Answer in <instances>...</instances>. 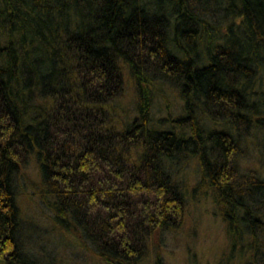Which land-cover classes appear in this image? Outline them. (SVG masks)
<instances>
[{
    "label": "trees",
    "instance_id": "1",
    "mask_svg": "<svg viewBox=\"0 0 264 264\" xmlns=\"http://www.w3.org/2000/svg\"><path fill=\"white\" fill-rule=\"evenodd\" d=\"M163 84L181 105L154 124ZM251 126L264 130V0H0V264H37L14 189L30 159L55 226L104 264H139L182 224L166 159L187 156L258 264L264 178L237 181L234 163Z\"/></svg>",
    "mask_w": 264,
    "mask_h": 264
},
{
    "label": "rangeland",
    "instance_id": "2",
    "mask_svg": "<svg viewBox=\"0 0 264 264\" xmlns=\"http://www.w3.org/2000/svg\"><path fill=\"white\" fill-rule=\"evenodd\" d=\"M125 89L119 101L123 108L133 110L135 94L130 77L125 78ZM181 99L174 86L160 85L152 102L153 123L177 114ZM120 108V107H119ZM209 125H212L209 123ZM166 127V125H164ZM239 144L235 157L236 180L255 176L264 178V130L251 126L238 132ZM182 188L185 209L182 224L175 230L163 231L159 240L150 241L139 264H155L157 255L161 264H247L249 254L245 223H237L228 235L225 222L217 214L209 189L198 188L200 178L197 159L187 156L180 161L166 159ZM20 175L14 178V189L24 219L23 243L37 264H104L91 251L76 243L69 234L59 229L52 220V212L41 200L37 168L33 160L24 164ZM264 212V204H259ZM256 229L258 264H264V218ZM245 247V248H246Z\"/></svg>",
    "mask_w": 264,
    "mask_h": 264
}]
</instances>
